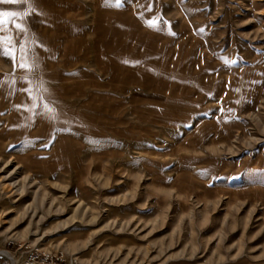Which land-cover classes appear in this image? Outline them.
Returning <instances> with one entry per match:
<instances>
[{"label": "rangeland", "instance_id": "rangeland-1", "mask_svg": "<svg viewBox=\"0 0 264 264\" xmlns=\"http://www.w3.org/2000/svg\"><path fill=\"white\" fill-rule=\"evenodd\" d=\"M31 6L0 4L2 247L264 264V0Z\"/></svg>", "mask_w": 264, "mask_h": 264}, {"label": "snow or ice", "instance_id": "snow-or-ice-1", "mask_svg": "<svg viewBox=\"0 0 264 264\" xmlns=\"http://www.w3.org/2000/svg\"><path fill=\"white\" fill-rule=\"evenodd\" d=\"M112 0H105L106 4H111ZM17 4V3H23V4H28L29 5V12H35L36 9L32 7L31 5L33 4V0H0V4ZM115 3L117 6L120 5L121 0H115ZM28 13H24L23 15H27ZM18 13L12 12V13H7V12H0V33H3L8 25L9 22H11L14 27L18 30H23L22 25L20 23H16V17ZM155 23V21H149V24L152 25ZM202 31V30H201ZM0 46L7 47L9 49L8 52L5 54H11L13 58V65L15 67H20L23 69H28L30 67L29 63L27 62L26 58V52L22 50L21 56H20V61L17 63V57H16V50L15 48L11 45L10 38L4 35H0ZM238 91V90H237ZM19 107V106H17ZM223 111V109H221Z\"/></svg>", "mask_w": 264, "mask_h": 264}, {"label": "built area", "instance_id": "built-area-1", "mask_svg": "<svg viewBox=\"0 0 264 264\" xmlns=\"http://www.w3.org/2000/svg\"><path fill=\"white\" fill-rule=\"evenodd\" d=\"M4 249L7 253L13 255L16 259V262H12L10 256L7 253L2 252ZM0 264H62L60 262H54L53 256L42 254L37 250H32L28 256H19L16 255V251H11L6 247H2L0 244ZM76 264V263H74Z\"/></svg>", "mask_w": 264, "mask_h": 264}, {"label": "bare ground", "instance_id": "bare-ground-1", "mask_svg": "<svg viewBox=\"0 0 264 264\" xmlns=\"http://www.w3.org/2000/svg\"><path fill=\"white\" fill-rule=\"evenodd\" d=\"M5 177H7V176H5ZM12 178H14V176ZM10 185L12 186V189H15L16 192H18L20 194H22L24 192V186L20 183L19 180L15 179L13 181H10ZM1 251L4 252V253H7L4 249H2ZM7 254L10 256V259H12V262H16V259H15V257L13 255H11L10 253H7Z\"/></svg>", "mask_w": 264, "mask_h": 264}]
</instances>
